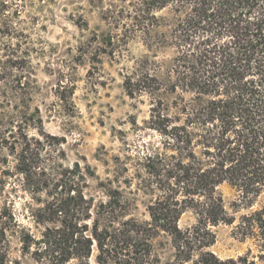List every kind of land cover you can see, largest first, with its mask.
I'll return each mask as SVG.
<instances>
[{
    "label": "trees",
    "instance_id": "16d2710c",
    "mask_svg": "<svg viewBox=\"0 0 264 264\" xmlns=\"http://www.w3.org/2000/svg\"><path fill=\"white\" fill-rule=\"evenodd\" d=\"M103 8L116 30L103 52L124 56L136 40L148 50L123 74L130 97L149 98L143 129L159 139L155 145L144 140L138 156L139 186L151 197L146 213L134 214V201L117 189L95 205L81 164L56 159L65 154L57 136L41 130L35 137L23 122L11 124L0 128V154L7 151L0 161L40 204L32 215L45 228L36 236L5 205L0 264H8L16 234L39 263L91 264L94 255L99 264H264V0H111ZM17 12L0 10V30L3 25L18 38L0 59V76L9 71L13 78L14 98L29 94L34 83L31 50L21 46L27 35L13 19ZM168 48L174 50L170 61L158 59ZM100 61L99 53L90 56L92 65ZM74 84L60 83L65 103L72 102ZM44 136L58 155L43 152ZM224 184L240 191L231 211ZM186 215L190 221L182 225ZM223 224L250 241L245 253L222 258L213 250ZM166 245L173 255L164 260Z\"/></svg>",
    "mask_w": 264,
    "mask_h": 264
},
{
    "label": "rangeland",
    "instance_id": "374dc122",
    "mask_svg": "<svg viewBox=\"0 0 264 264\" xmlns=\"http://www.w3.org/2000/svg\"><path fill=\"white\" fill-rule=\"evenodd\" d=\"M110 1L0 0L1 12L11 16L13 11H18L13 19L27 35L21 46L31 50L34 80L29 94L14 98L15 86L9 71L0 76V128L23 122L32 136H41V130L57 136L61 142L58 149L64 151V156L58 155L57 148H51V139L47 136H44L43 152L48 154L50 149L54 150L56 159L66 166L81 164L86 173L85 192L93 197L95 205L107 201L108 191L117 189L134 201V214L144 217L151 197L139 186L138 156L143 153L144 140L155 145L159 139L153 131L143 129L150 113L149 98L130 97L123 86V74L148 50L136 40L128 45L124 56L103 52L104 48L109 50L106 44L109 32L116 31L103 17V7ZM163 14L172 17L168 10ZM7 31L2 25L0 59L3 61L11 44L18 39L8 36ZM95 53H99L101 61L92 65L90 56ZM173 56L174 50L168 48L158 59L168 62ZM92 66L98 68L90 74ZM71 81L75 83V92L72 102L65 103L58 97L59 86L61 82ZM165 98L171 100L172 95L167 94ZM12 115L18 119H11ZM6 153L3 150L0 157ZM13 159L10 157L11 169L15 164ZM4 169L7 166L0 161V212L5 205L13 207L21 224L39 236L45 225L36 222L32 209L40 204L21 189L20 175L5 174ZM127 178L132 180L130 184ZM220 190L231 211L240 191L229 184L222 185ZM40 195L47 198L45 192ZM189 221L186 215L181 224ZM216 231L217 241L212 248L222 258L237 257L251 245L250 241H240L229 225H220ZM10 240L8 264H48L37 262L31 253L23 251L18 234ZM160 253L167 260L173 250L166 245ZM90 263L99 264L94 255Z\"/></svg>",
    "mask_w": 264,
    "mask_h": 264
}]
</instances>
